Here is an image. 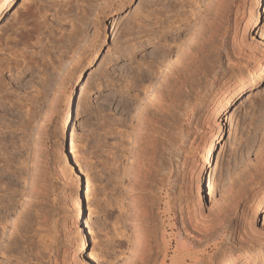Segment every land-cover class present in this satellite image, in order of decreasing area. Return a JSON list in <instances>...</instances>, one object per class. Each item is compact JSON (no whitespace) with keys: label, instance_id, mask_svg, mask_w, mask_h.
Here are the masks:
<instances>
[{"label":"rangeland","instance_id":"1","mask_svg":"<svg viewBox=\"0 0 264 264\" xmlns=\"http://www.w3.org/2000/svg\"><path fill=\"white\" fill-rule=\"evenodd\" d=\"M48 1L13 0L0 16V138L3 140L0 139V143L2 142L0 145L3 144L1 147L9 149L7 151L3 148L0 149V154L6 151L5 154H7H4V157L11 156L13 154L10 152L12 147L14 146L15 149L19 147L16 150V153L19 154L13 155L14 159L16 156L15 168L17 169L13 166L11 169L15 170L11 172L9 168L10 172L7 171L3 177L6 179V183L8 179L11 186L15 185L16 190L19 188L26 192L27 183L33 176V172L39 173L41 170V175L44 172L43 176L45 175L44 177L47 178L45 184L49 185L47 188L50 191L44 194L46 195L43 196L45 200H41L39 204L37 202L34 207V210L40 211L41 209L42 213L48 214L45 221L42 220L32 225L33 229H37L41 224L37 229L38 235L35 237L38 240L37 243L30 246L29 242L22 238H20L21 241L18 238L7 240L9 238L7 231L10 226L7 227V223L2 226L4 229H6L5 226L8 229L5 230V236L2 232V238L0 237V244H3V247L0 246V250L2 249L0 251V261L2 262L0 263L87 264L94 261L95 264H123L130 243L127 242L126 247H122L121 240H126L122 235L124 233V235L131 234L128 227L129 222L126 220L129 213V202L125 200L124 196V187L128 183L125 172L128 173V168L132 165L130 162L134 158L132 154L135 153V150L131 154L130 152L134 147L132 142L134 133L132 132L137 124L136 117L139 110L147 105L161 124H159L160 128L158 127V138L160 136L159 140L166 148L160 146L158 149L156 172L149 176L150 187L147 188L144 195L149 201L148 205L151 206V214L153 213L151 222L153 221L160 227L165 224L169 233L181 232L180 235L177 234L178 237L174 244L181 238V240L189 241L190 247L192 243V248L188 246L189 249L180 250L179 262L187 259V263L190 264H264V199L260 200L261 196H259L264 185L262 183L252 185L253 179L250 181L253 173L255 177L258 171L253 160L264 138V74L259 78L257 84L244 93L237 94L233 98L234 100L222 110V106L227 101L226 97L234 86V75L242 69L264 61V0H234L229 13L227 10L228 14L226 13L225 16L226 24H228L226 28L228 27L227 31L229 30L227 44L230 45L232 42L234 33L237 36H244L247 44L250 48L252 47L249 48L251 53L249 50L247 54L249 57L246 56L239 65L232 68L231 74H219L218 78L213 81L200 80L198 87L191 89L189 94L183 95L179 100L181 103L178 102L177 107L170 104L161 108H159L160 105L155 100L152 90L159 84L161 75L164 74L162 71L167 69L165 65H170V62H174L176 59L172 61L171 56L167 59L163 55L162 61L158 57L161 58V54L169 49L168 44L176 47L174 48L175 52L171 54L172 57L174 58L175 54L176 57L178 56L179 48L188 42L194 26L198 23L196 19L199 21V16L202 14L200 11L203 12L206 0H179L180 2L176 0L177 3H183L182 5H176L175 0H54L53 6L48 5L45 10L41 9L37 12L36 15L40 18H35L34 14L23 16V11L28 5L39 6ZM171 2L174 4H170ZM49 6L51 7L49 8ZM257 9L260 13L259 19L255 25H252L250 23L254 21V13H257ZM37 20L41 22L39 24L41 26L37 28L39 32L35 29ZM234 20L237 24L233 23ZM11 25H14L13 29L10 27ZM31 28L34 32L29 34L28 31ZM16 31L27 32H24L26 37H22L25 42L21 40V44H16V46L15 43L10 42L5 47L4 38L9 34L13 37L17 33ZM178 37H181L182 40H179ZM173 38L178 40L176 45L174 44L176 40L173 41ZM167 42L169 43L167 44ZM72 44L77 45H73L76 50ZM178 44L180 47H177ZM70 50H73V55ZM95 51L98 53L92 60ZM252 52H254L253 55ZM152 61L155 62L152 63L155 64V67L151 64ZM140 63L143 67L139 66ZM161 63L164 69L166 68L165 70ZM157 64L160 65L158 69L156 68ZM151 65L152 68H150ZM142 68L143 70H141ZM142 72L143 74H141ZM150 75H153L152 78ZM146 83L150 87L152 85L153 89L142 90L141 88L144 89V86L148 87ZM147 91L151 93L146 94ZM136 93H140L139 96H136L138 95ZM71 96L73 98L72 120L69 122L68 128H65L63 116ZM43 112L45 115L47 114V119ZM32 114L33 116L39 115L36 119L35 117L32 119ZM41 123L45 129H43L44 127L40 128ZM27 126L28 128H26ZM70 129L77 145L75 155L69 148ZM219 129L221 136L216 140L213 155L210 162H205L204 146ZM36 130L38 134L41 133L40 137L37 136ZM27 132L34 136L26 135ZM43 133H45L44 137ZM11 136L13 137L11 138ZM14 136L15 138L17 136L18 140L23 136H26L27 139L20 141L24 140L23 138L18 142L14 140ZM35 136L39 137L41 141H38L37 138L33 139ZM11 139L14 141L12 140V142ZM32 140L38 144L35 143L36 146L31 144ZM170 141L172 142L170 143ZM14 142L20 145L17 146ZM9 146H12L11 149ZM34 146L38 148L33 151ZM41 146H44L43 150ZM130 148L131 151H129ZM166 149L167 151H165ZM30 151L33 152L32 154H36L33 161L37 158L38 153L40 154L38 158H42V161L38 163L39 165L31 160L33 155L30 154ZM42 152L45 153H43L44 156ZM114 153L118 162L112 158ZM41 155L42 157H40ZM17 156L24 163L20 167V170L22 168V180L18 178L20 177L18 166L22 164L19 163L20 160ZM16 160H18V165H16ZM28 160L31 161L28 162ZM163 161L164 163H162ZM32 163L33 166L39 167H34L35 170ZM167 164L170 167L166 166ZM128 165L130 166L127 167ZM210 175L212 190L208 188ZM23 176L25 179L29 178V181L24 180ZM88 177L92 184L89 197L85 196V183ZM4 178L2 179L1 176L2 180ZM159 178L163 180L160 181ZM5 181L2 183L4 184ZM25 182L26 186H24ZM250 182L248 187L247 183ZM228 184H232L231 187L234 184L238 186L234 185L233 187L238 189V191L235 189L237 191H234L235 193L242 192L241 197L236 195L238 196L237 206L235 205L234 209L235 203L232 202L235 200L232 201V197L235 194L233 192L232 197L230 193L227 194L225 188ZM2 186L6 187V185ZM241 187H244V192ZM23 194L25 193L23 192ZM78 194L82 197L81 216H79L78 206L75 204ZM236 196L234 197L236 198ZM18 198L24 202L23 196H18ZM20 201L14 205L15 210L13 208L10 214L6 212L8 208L6 202H2V205L0 204L1 213L8 214L12 218L20 215L21 212L18 213L20 210L24 212L23 203L21 206ZM200 201L203 204L201 209L196 206ZM224 204H228V210H225L227 207ZM216 209H219L218 214H224L220 213L222 211L230 212L231 210L232 212L225 213V216L223 215L225 218L221 215V218L217 215ZM198 211L204 216L214 214L221 220L225 219L223 225L227 224L228 226L225 227V225L223 226L225 229H221L222 238L216 239L217 241L206 238L208 236L207 228H205L207 221L204 219L202 221L199 218V216L202 218L204 216L200 215ZM188 212L193 214L192 216L190 214L192 218ZM14 213L15 215H13ZM1 215L3 216V214ZM187 215L191 219H188ZM9 216L8 220L11 219ZM183 216L186 219H183L185 218ZM193 216L198 217L199 220ZM226 216L230 220L226 219ZM204 218L206 219V217ZM190 220H192V224H195L191 225ZM196 221H202L205 224L197 222V226H199L197 227ZM45 222L48 224L46 225ZM50 222L53 225H49ZM201 225L204 226L205 233L202 231L204 229L202 227L199 231ZM252 225L260 231V235L262 233L263 238L259 236V239L258 234L255 235L256 238L248 234H244V238H237L240 236L241 229L247 231ZM159 226L156 227L161 229ZM51 227L53 229L55 227L53 235V232L50 231ZM193 227L197 228L194 230ZM82 234L88 241L84 250L81 249ZM232 234L234 235L232 236ZM231 236L234 237L233 240H236L231 241ZM194 238L195 240H193ZM4 239H6V244ZM191 239L192 242H190ZM161 245L160 247H164L163 244ZM22 253H25L23 257ZM36 254L41 257H37Z\"/></svg>","mask_w":264,"mask_h":264},{"label":"bare ground","instance_id":"2","mask_svg":"<svg viewBox=\"0 0 264 264\" xmlns=\"http://www.w3.org/2000/svg\"><path fill=\"white\" fill-rule=\"evenodd\" d=\"M13 0H0V16L4 13V11L11 5V2H12ZM43 1H45V0H43ZM51 1H52V3H51ZM162 1V0H161ZM168 1V0H167ZM170 1H172V0H170ZM176 1V0H175ZM174 1V2H175ZM178 2H180L179 0H177ZM177 1H176V5L177 4H181V3H177ZM205 1V0H204ZM234 0H206V4L203 6L204 7V10H203V12L202 11H200L202 14H200L201 16H199L200 17V19H199V21L196 19V21L198 22L194 27V30H193V32L191 33V36H190V38H189V36H188V38H189V40H188V42L187 43H185L184 45H183V47L182 48H179L180 50L178 51V56L176 57V54H175V57L173 58L172 57V55L171 54H173V52H175V50H174V48H176V47H172V45H170V44H168L169 42H167V44L169 45L168 47H169V49L168 50H165V52H163L164 54H161L162 55V57L160 58V57H158L159 59H162V61H163V59L164 58H167L168 59V57L169 56H171L170 57V59H172V61L173 60H175L174 62H170V65L168 64V65H165L166 66V70L164 69V66L162 65V63H161V66H162V68L165 70V71H162V72H164V74L162 73V75H161V79H160V82H158L159 84L157 85V86H155V87H153L154 88V90H152L153 88H152V85H151V87L146 83V85L148 86L147 88H146V86H144L145 88L143 89V88H141L142 90H144V91H146L145 89H151L153 92H152V94L154 95V97H155V100H157V102H158V104L160 105L159 106V108H161V107H166V106H168V105H172L173 107H177V104H178V102H179V100H181V98L183 97V95L184 94H189V91L191 90V89H193V88H196V87H198V82L200 83V80H203V81H213V80H216L217 78H218V75L219 74H223V75H227V74H231V69L232 68H234L235 66H237V65H239L241 62H242V60L243 59H245V57L247 56V57H249L247 54L249 53L248 51L252 48H250V46L247 44V42L245 41V37L243 36H237L236 35V33H232L233 35H232V42L230 43V45L229 44H227V40L229 39V36H228V31H227V29H228V27L226 28V26L228 25V24H226V13H227V10H228V13H229V9H230V6H231V4H232V2H233ZM60 2V1H59ZM182 2V1H181ZM238 2H240V1H238ZM49 3H51V4H49ZM56 3V2H55ZM58 3V2H57ZM169 3V2H168ZM47 4V5H46ZM62 4V3H61ZM167 4V3H166ZM170 4H174V3H170ZM183 4V3H182ZM181 4V5H182ZM48 5H54V0H49L47 3H45V4H40L39 6L37 5L36 6V4L35 5H33V4H31V5H28L27 6V8L23 11V16L25 15H33V16H35V18H40V17H38L36 14H37V12L39 11V10H41V9H44L45 10V8L46 7H48ZM36 6V7H35ZM167 6H169V5H167ZM238 6V5H237ZM51 6H49V8H50ZM66 7V6H65ZM68 8V7H67ZM239 8V7H238ZM238 8H237V10H238ZM66 9V8H65ZM235 9H236V7H235ZM234 9V10H235ZM231 11V10H230ZM227 13V14H228ZM255 14V19H254V21L252 22V23H250V24H252V25H255L256 23H257V20L259 19V15H260V13H259V10L257 9V13H254ZM22 15V14H21ZM234 17V16H233ZM34 18V17H33ZM232 19V18H231ZM229 20V19H228ZM230 21V20H229ZM235 22V20L233 21V23ZM35 23H37L36 25H37V27L35 28L37 31H38V27H40L39 26V24L41 23V22H39V20H37V22H35ZM236 23V22H235ZM226 24V25H225ZM231 24V23H230ZM237 24V23H236ZM188 25V24H187ZM14 25H11L10 27H12V29L14 28L13 27ZM164 27V26H163ZM231 27V26H230ZM245 27V26H244ZM19 28V27H18ZM16 29V28H15ZM164 29V28H163ZM234 29H235V27H234ZM236 29H237V26H236ZM27 30V29H26ZM33 29L31 28V30L30 31H28L29 32V34L32 32H34V30L32 31ZM35 30V31H36ZM191 30V29H190ZM189 30V31H190ZM234 31V30H233ZM17 32V31H16ZM25 32V31H24ZM17 32V33H15L14 34V36L12 37L10 34L9 35H7V37H5L4 38V46L5 47H7L8 46V44L10 43V42H12V43H15V46H16V44H21V40H23L24 42H25V40L23 39L24 38V36L26 35L25 33H27V32ZM39 32V31H38ZM231 32V31H230ZM189 33V32H188ZM242 33V32H241ZM180 35H181V33H180ZM188 35V34H187ZM178 36V35H177ZM23 37V38H22ZM26 37V36H25ZM22 38V39H21ZM181 38V37H180ZM179 37H178V39L179 40H182V38L180 39ZM26 39V38H25ZM174 39V38H173ZM176 39H174L173 41H175ZM177 41L178 40H176V42L174 43L175 45H176V43H177ZM27 42V41H26ZM180 42V41H179ZM178 42V43H179ZM186 42V41H185ZM249 42V41H248ZM171 43V42H170ZM172 43V44H173ZM181 43V42H180ZM179 43V44H180ZM184 43V42H183ZM24 44V43H23ZM78 44V43H77ZM178 44V45H179ZM250 44V43H249ZM73 45H75V44H72V47H74V49L76 48L75 46H77V45H75V46H73ZM181 45H182V43H181ZM251 45V44H250ZM26 46V45H25ZM254 46V45H253ZM71 47V48H72ZM177 47H180V45L179 46H177ZM255 47V46H254ZM165 48H166V46H165ZM250 48V49H249ZM256 48V47H255ZM254 48V49H255ZM264 48V47H263ZM73 49V48H72ZM167 49V48H166ZM76 50V49H75ZM13 51V50H12ZM11 51V52H12ZM15 51V50H14ZM70 51H72V55H73V50H70ZM253 51V50H252ZM97 53H98V51H95V53H94V57H93V59L92 60H94L95 59V57H96V55H97ZM250 53H251V50H250ZM253 53L254 52H252V55H253ZM163 55H164V58H163ZM158 60V59H157ZM157 60H155L156 62H157ZM247 60H248V58H247ZM14 61V60H13ZM162 61H160V62H162ZM167 61V60H166ZM166 61H164L165 62V64H166ZM170 61V60H169ZM154 61H152L151 62V64L153 63ZM245 62V61H244ZM155 63V62H154ZM158 63V62H157ZM143 64V63H142ZM145 64V63H144ZM143 64V65H144ZM150 64V63H149ZM160 64V63H159ZM243 64V63H242ZM145 65H147V64H145ZM152 65H154V67H155V64H152ZM152 65H151V67L150 68H152ZM61 66V65H60ZM59 66V67H60ZM140 67H143V66H141V63H140V65H139ZM148 66V65H147ZM160 66V65H159ZM158 64H157V66H156V68L158 69ZM149 67V66H148ZM155 68V69H156ZM161 68V69H162ZM157 69H156V71H157ZM160 69V68H159ZM162 69V70H163ZM141 70H143V68L141 69ZM152 71H155L154 69H152ZM141 72V71H140ZM159 72V71H158ZM155 73V72H154ZM157 73V72H156ZM141 74H143V72L141 73ZM159 74V73H158ZM264 74V61H260V62H258V64H256V65H253L252 67H248V68H246V69H242L238 74H236V75H234L235 76V83H234V86H233V88H232V90L230 91V93H229V95H228V97H226V99H227V101L224 103V105L222 106V110H224L230 103H231V101H233L234 99V97L237 95V94H241V93H244L246 90H248L250 87H252V86H254L255 84H257L258 83V80H259V78L260 77H262V75ZM155 75H157V74H155ZM151 76V75H150ZM149 76V77H150ZM153 76V75H152ZM152 76H151V78H152ZM151 78H149V79H151ZM142 79H143V77H142ZM148 79V80H149ZM223 79V78H222ZM59 80H61V79H59ZM144 80H145V78H144ZM144 80H142V82L144 81ZM152 80V79H151ZM150 81V80H149ZM46 82V81H45ZM60 82V81H59ZM62 82V81H61ZM141 82V83H142ZM145 82V81H144ZM147 82V81H146ZM151 82V81H150ZM230 83V82H229ZM142 84H144V83H142ZM141 84V85H142ZM200 85V84H199ZM143 86V85H142ZM150 87V88H149ZM54 91V90H53ZM229 92V91H228ZM149 93V91H147V93L146 94H148ZM151 93V92H150ZM149 93V94H150ZM136 94H138V93H136ZM140 94V93H139ZM139 94L138 95H136V96H139ZM221 94V93H220ZM136 98V97H135ZM140 98V97H139ZM53 102H54V100H53ZM160 102V103H159ZM186 102V101H185ZM179 103H181V102H179ZM187 104V103H186ZM72 105H73V98H72V96L69 98V101H68V103H67V107L65 108V112H64V116H63V125H64V127L65 128H68V126H69V122L72 120ZM145 105V104H144ZM179 105V104H178ZM189 105V104H188ZM184 106H185V104H184ZM30 109V108H29ZM28 109V110H29ZM49 109V108H48ZM47 109V110H48ZM190 109V108H189ZM45 111V110H44ZM31 112V111H30ZM41 112V111H40ZM185 112V111H184ZM36 114V113H35ZM43 114L45 115V113L43 112ZM42 114V115H43ZM39 115V114H38ZM38 115H36V116H33V114H32V116H31V118L33 119L34 117H35V119L37 118V116ZM43 115V116H44ZM47 115V114H46ZM46 115H45V117H46ZM29 116V115H28ZM41 117V116H40ZM48 117V116H47ZM47 117H46V119H47ZM31 118H29L30 119V121H32V119ZM28 119V118H27ZM41 119V118H40ZM136 120H137V124H136V126H135V128L134 127H132V128H134V132H132V133H134V137H133V140L134 141H132L133 143H134V147H133V151L132 152H130V154L131 153H133L134 152V150H135V153H133L132 154V156L134 157V158H132V160H131V166L130 165H128L127 167H129L130 166V168H128L129 170H128V173H127V171L125 172L126 174H127V184L125 185V187H124V196H125V200H128V215L126 216L127 217V219L126 220H128V224H129V226H128V224H127V226L130 228V230H131V234H129V235H124L123 233V237L124 238H126V240H121V244L120 245H122V247H126V245H127V242H128V244L130 243V248H128L129 250L126 252V257H124V261H123V264H190V263H187V259H185V261H183V262H179V254L181 253V251H184V249H189V247H190V244H188V242L187 241H184V240H179V241H177V243L176 244H174L175 243V241H176V239H177V237H178V235L177 234H179L180 235V233L179 232H171V233H169L168 231H167V228H166V225L164 224V226H162V227H160L159 225H156L153 221L151 222V216L153 215V213L151 214V210H150V208H151V206L150 205H148V202L149 201H147L146 200V197H145V192L147 191V188H149L150 187V185H149V176H151V174L152 173H154V172H156L155 171V164H156V162H157V154H158V149H159V147L161 146H163V147H165L166 148V146H164V144H163V142L161 141V140H159V138H160V136H159V138H158V131H159V124H160V122H158L159 120L157 119V117L154 115V112L153 111H151L150 109H149V107L146 105V106H144L142 109H140L139 110V112H138V116L136 117ZM34 122H35V120H33ZM43 121V120H42ZM45 121V120H44ZM43 121V122H44ZM47 121V120H46ZM41 122V121H40ZM29 123H31V122H29ZM28 123V125H31V124H29ZM27 124V123H26ZM33 125V124H32ZM41 125L42 126H40V128L42 127H44L43 126V123H41ZM44 125H46V123H44ZM161 125V124H160ZM132 126V125H131ZM188 126V125H187ZM36 127V126H35ZM159 127V128H158ZM26 128H28V126L26 127ZM39 129V128H38ZM43 129H45V127L43 128ZM26 130V129H25ZM40 130V129H39ZM38 130V131H39ZM179 130V129H178ZM15 131H16V129H15ZM28 132H29V129L27 130ZM44 131V130H43ZM43 131H41V132H43ZM70 131H71V129H70ZM132 131V130H131ZM152 131H155V132H152ZM3 132V131H2ZM17 132V131H16ZM27 132V133H28ZM31 132V131H30ZM45 132V131H44ZM15 133V132H14ZM36 133H37V130H36ZM73 132L71 131V133L69 134V148H70V150H71V153H73V155H75L76 154V141H75V138H74V135L72 134ZM17 134V133H16ZM16 134H13V135H16ZM41 134V133H40ZM40 134H38L37 133V136H39ZM45 133H43L42 134V136L44 135ZM178 134V133H177ZM26 135H31L32 136V134H26ZM132 135V134H131ZM34 136V135H33ZM32 136V137H33ZM177 136V135H176ZM220 136H221V132H220V129L217 131V133H216V135L214 136V137H212V139L211 140H209V142L208 143H206L205 144V146H204V161L205 162H210V159H211V157H212V155H213V152H214V150H215V146H216V140H218L219 138H220ZM1 137V136H0ZM13 136H11V138H12ZM40 137V136H39ZM39 137L37 138L36 136L33 138V139H38V141H41V139H39ZM44 137V136H43ZM14 138H15V136H14ZM16 138H17V136H16ZM14 139V140H17L18 142H19V140L20 139H23L24 138V140H20V141H25V138H26V136H23L22 138L20 137L19 138V140L18 139ZM28 138L30 139V137L28 136ZM1 139V138H0ZM27 139V138H26ZM28 139V140H29ZM2 140V139H1ZM13 139H11V141H12ZM13 140V141H14ZM44 140V139H43ZM3 141V140H2ZM12 141V142H13ZM16 141V142H17ZM33 141V140H32ZM173 141V140H172ZM172 141H170V143L172 142ZM192 141V140H191ZM12 142H11V144H12ZM16 142H14L15 144H16ZM28 142V141H27ZM45 142V141H44ZM2 143V142H1ZM0 143V144H1ZM21 143V142H20ZM29 143V142H28ZM38 144L37 142H35V141H33V143H31V144H34L35 146H36V144ZM165 143V142H164ZM167 143V142H166ZM169 143V144H170ZM9 144V143H8ZM10 144V145H11ZM14 144V145H15ZM25 144V143H24ZM23 144V145H24ZM30 144V145H31ZM40 144V143H39ZM168 144V143H167ZM3 145V144H2ZM2 145H0V149H2L3 147H1ZM17 146L18 145H20V144H16ZM15 145V146H16ZM30 145H29V147H30ZM44 145V144H43ZM67 145V144H66ZM170 145H172V144H170ZM5 146V145H4ZM16 146V147H17ZM32 146V145H31ZM34 146V148H33V151L36 149V148H38V147H35ZM167 146H169V145H167ZM173 146V145H172ZM6 147V146H5ZM8 147V146H7ZM12 147V146H11ZM11 147L9 146V148L11 149ZM21 147V146H20ZM42 147V146H41ZM170 147V146H169ZM168 147V148H169ZM175 147V146H174ZM17 148H19V147H17ZM17 148L15 149L14 148V146L12 147V151H10L11 153H13V154H11V156H6V157H4V154H5V152L7 151V149H6V151H4V152H2V154H0V197H1V200H0V204L2 203V202H6V205L8 206V208H7V211L6 212H8L9 214L11 213V211H12V209L14 208V205L16 204V203H18L19 201H20V199L18 198V196H23L24 197V202H21L20 204H21V206H22V203H23V210H24V212L23 211H19L18 213H20V215H17V216H13V215H15V213L12 215L13 216V218L11 217V216H9L8 214H6V215H4V213H1V211H0V214H3V216L1 215L0 216V228H3L2 226H4L6 223H7V227H8V225L10 226V229H8L6 226H5V228L6 229H0V230H3V231H0V237L2 238V232H3V235L5 236V234H6V232H5V230H7L8 229V231L7 232H9V234H8V237L9 238H7V240L8 239H16V238H18L20 241H21V239L20 238H22V240L23 239H25L26 241H28L29 242V244H30V246H31V244H33V243H37V239L35 238L36 237V235H38V233H37V229L40 227V225L41 224H39V226L37 227V229H33L32 227V225L33 224H35L36 222H41L42 220L43 221H45L46 219H47V215L48 214H44L45 212H41V209H40V211L38 210V208H37V210L38 211H36V210H34V207L36 206V204H37V202H38V204H39V202L41 201V200H45V199H43V196H46V195H44L45 193H48V192H50L49 190H48V188L47 187H49V185L47 186L46 184H45V182H46V179L47 178H45L44 176H43V173L44 172H42V175H41V173H40V171L41 170H39V173H34L33 172V176L30 178V181H29V178L27 179H25V177L23 176V178H24V180H27V181H29L27 184H28V189H27V191L25 192L24 190H20L19 188H17V190H16V188H15V185L13 184V181H11L12 182V184L14 185V187L13 186H11V183L9 184L8 182H9V180L7 179V183H6V179L3 177V174H5L7 171H8V169L9 170H11V172L13 171V170H15V169H17V168H15V159H16V156H15V159H14V156L13 155H17V153H16V150H17ZM31 148V149H32ZM43 148H44V146L42 147V150H43ZM171 148V147H170ZM4 148H3V150H5ZM14 149H15V151H14ZM163 149V148H162ZM2 150V151H3ZM9 150V149H8ZM37 150V149H36ZM40 150V149H39ZM42 150H40V151H42ZM132 149L130 148V150L129 151H131ZM169 150V149H168ZM14 151V152H13ZM20 151V150H19ZM39 151V152H40ZM165 151H167V149L165 150ZM164 151V152H165ZM35 152H38V151H35ZM70 152V151H69ZM160 152H161V150H160ZM163 152V153H164ZM9 153V152H8ZM14 153H16V154H14ZM33 153V152H32ZM31 153V151H30V154H32ZM41 153V152H40ZM43 153L44 152H42V155H43ZM75 153V154H74ZM162 153V152H161ZM7 154V153H6ZM5 154V155H6ZM19 154V153H18ZM45 154V153H44ZM110 154V156L112 155L111 154V152L109 153ZM168 154V153H167ZM33 155V156H32ZM31 156H32V158H31V160L33 161V157H34V155L36 156V154H32ZM39 153H38V156H37V158L33 161V163H40V161H42L40 158H38L39 157ZM42 155L40 156V157H42ZM160 155V154H159ZM163 155H165V156H167L166 154H163ZM162 155V156H163ZM44 156V155H43ZM21 157V156H20ZM23 157V156H22ZM160 157V156H159ZM164 157V156H163ZM163 157H162V159H163ZM17 158H18V160H20L19 159V156H17ZM25 158V157H24ZM114 160H116L117 158H116V154L114 153L113 154V157H112ZM130 158V159H131ZM45 159V158H44ZM43 159V160H44ZM111 159V158H110ZM161 159V160H162ZM166 160H168L167 158H165ZM183 159V158H182ZM18 160H16L17 161V164L16 165H18ZM24 160V159H23ZM25 160H26V158H25ZM31 160H28V162L29 161H31ZM160 160V161H161ZM166 160H165V162H166ZM117 161V160H116ZM253 161H255V165H256V167H255V165H253L255 168H257L258 169V171H259V174H258V171L257 170H255V171H257V174H256V176L254 177L253 175H254V173H253V175L250 177V181L253 179V181H252V185H254V184H263L264 185V138H263V140L261 141V144H260V148H259V151H258V153H257V155H256V157H255V159L253 160ZM27 162V161H26ZM44 162V161H43ZM118 162V161H117ZM19 163H23L21 160H20V162ZM31 164L32 166L34 165V164ZM161 163V162H160ZM162 163H164V161L162 162ZM161 163V164H162ZM24 164V163H23ZM23 164L22 165H20V166H18V169L20 170V167L21 166H23ZM42 164V163H41ZM157 164H159V163H157ZM160 164V165H161ZM166 164V163H165ZM254 164V163H253ZM39 165V164H38ZM44 165V164H43ZM116 165V164H115ZM163 165V164H162ZM14 166V168L13 169H11L12 167ZM42 166V165H41ZM40 166V167H41ZM166 166H169L168 164L166 165ZM17 167V166H16ZM38 168L39 166H33V168ZM113 167V166H112ZM162 167V166H161ZM170 167V166H169ZM25 168V167H24ZM34 168V169H35ZM42 168V167H41ZM43 168H45V167H43ZM163 168V167H162ZM31 169H32V167H31ZM34 169H32V170H34ZM18 170V171H19ZM21 170H22V168H21ZM21 170H20V173H18V175L20 176V177H18V178H20L21 180H22V172H21ZM36 170V169H35ZM127 170V169H126ZM31 171V170H30ZM42 171H44V169H42ZM158 171V170H157ZM164 171H165V168H164ZM168 171V170H167ZM177 171V170H176ZM8 172H10V171H8ZM14 173H15V171H14ZM9 175V174H8ZM32 175V174H31ZM1 176H2V179L4 178V180H2L1 179ZM13 176V175H12ZM30 176V175H29ZM6 177V176H5ZM7 177H9V176H7ZM43 177V178H42ZM11 179V178H10ZM16 180H17V178H15ZM2 180V181H1ZM19 180V179H18ZM158 180H160V178L158 179ZM163 180V179H162ZM162 180H160V181H162ZM3 181H5V183L3 184L2 182ZM18 182V181H17ZM48 183V182H47ZM85 183V182H84ZM83 183V184H84ZM158 183V182H157ZM232 183V182H231ZM123 184V183H122ZM246 184V183H245ZM250 184H251V182L248 184L247 183V186L249 185L250 186ZM2 185H6V187L4 188ZM91 180L89 179V177H88V179H86V183H85V196H87V197H89L90 196V194H91ZM232 185V184H231ZM231 185H227L226 186V192H227V194L228 193H230L231 194V197L233 196L232 195V193L235 191V192H237L238 191V189H237V185H235V186H237V187H235V189L237 190H235L233 187H234V185L231 187ZM24 186H26V182H25V185ZM124 186V185H123ZM163 186V185H162ZM243 186H245V185H243ZM248 186V187H249ZM12 187V188H11ZM17 187V186H16ZM26 187V188H27ZM120 187H122V186H120ZM120 187H119V189H120ZM258 187V186H257ZM13 188H15V189H13ZM210 190H212L213 189V186H212V177H211V175H210V181H209V187H208ZM242 189L241 190H243L244 189V187H241ZM246 188V187H245ZM254 188V187H253ZM23 193H25V194H23L22 195V193H19L20 191ZM240 189V188H239ZM247 189V188H246ZM245 189V190H246ZM249 189V188H248ZM240 190V191H241ZM251 190V189H250ZM255 190V189H254ZM225 191V190H224ZM239 191V192H240ZM18 192V193H17ZM225 192V193H226ZM234 192V196H236L237 194H238V196L239 197H241L240 195H241V193L242 192H240V194L239 193H235ZM243 192H244V190H243ZM246 192V191H245ZM77 193V192H76ZM122 193V192H121ZM225 193H224V195H225ZM247 193H248V190H247ZM19 194V195H18ZM226 194V195H227ZM2 195V196H1ZM150 195H151V193H150ZM229 195V194H228ZM245 195V194H244ZM4 196V198L2 199V197ZM149 196V195H148ZM232 197V201L233 200H235L236 201V199H237V197L238 196H236V198L235 197ZM243 196V195H242ZM255 196V195H254ZM259 196H261L260 197V200L261 199H264V186L262 187V191H261V193H260V195ZM258 196V197H259ZM87 197H85V198H87ZM230 197V198H231ZM45 198V197H44ZM228 198H229V196H228ZM234 198V199H233ZM243 198V197H242ZM81 199H82V197H81V195L80 194H78V196H77V199H76V201H75V204L78 206V214H79V216H81L82 215V210H81ZM122 199H124V198H122ZM22 200V199H21ZM230 200V199H229ZM228 200V201H229ZM243 200H244V198H243ZM23 201V200H22ZM231 201V202H232ZM232 202V203H235L234 205H233V209L237 206V201L236 202ZM156 202V201H155ZM197 202V201H196ZM194 203V202H193ZM202 202L200 201V203L198 202V204L196 205V206H198L199 207V209H201V205H203V204H201ZM223 203H224V201H223ZM225 203H227V202H225ZM153 204V203H152ZM157 204V203H156ZM191 204H192V202H191ZM2 205V204H1ZM0 205V206H1ZM225 205V204H224ZM230 205V204H229ZM236 205V206H235ZM6 206V207H7ZM123 206V205H122ZM150 206V207H149ZM153 206V205H152ZM192 206V205H191ZM221 206V205H220ZM226 207L228 206V204L227 205H225ZM225 206H222V207H224L225 208ZM235 206V207H234ZM3 207H4V205H3ZM2 207V208H3ZM16 207V206H15ZM158 207V206H157ZM174 207V206H173ZM188 207V206H187ZM186 207V208H187ZM156 208V207H155ZM159 208V207H158ZM181 208V207H180ZM184 208V207H183ZM182 208V209H183ZM193 208V207H192ZM196 208V207H195ZM238 208V207H237ZM123 209V208H122ZM157 209V208H156ZM220 210H221V207L219 208ZM219 209H216V213L218 212V210ZM229 209V207H227L225 210H228ZM13 210H15V208L13 209ZM193 210H194V208H193ZM196 210V209H195ZM223 210V209H222ZM3 211V210H2ZM5 211V210H4ZM3 211V212H4ZM180 211V210H179ZM235 211V210H234ZM239 211V210H238ZM5 212V213H6ZM15 212V211H14ZM174 212V211H173ZM182 212V211H181ZM212 212H214L215 213V211H212ZM211 212V213H212ZM228 212V211H227ZM227 212H220V213H224V214H218L217 213V215H219L220 217H221V215L223 216H225V213L227 214ZM230 212H232L231 210H230ZM230 212H228L229 214H230ZM47 213V212H46ZM156 213V212H155ZM195 213V212H194ZM198 213H200L199 211H198ZM197 212L195 213V214H198ZM234 213V212H233ZM233 213H232V215H233ZM178 214V213H177ZM190 214H191V212H190ZM190 214H189V212H188V215L190 216ZM194 214V215H195ZM203 214V213H202ZM201 213H200V215H202ZM187 215V216H188ZM193 214H191V216H192ZM217 215H214V214H209V216H208V214L206 215V216H204V215H202V216H204V217H206V219L203 217H200L199 216V218L202 220V219H204V220H206L207 222V225H205L206 227L205 228H207L206 230H205V228H204V226H200V229H199V231L202 229V228H204L202 231H206L207 232V235L209 236H206V238H208V239H210V240H216V239H218V238H222V228H223V226H225V227H227L228 225L227 224H225V225H223V222L225 221V217L223 218L224 220H221L220 218H219V216H217ZM231 215V216H232ZM235 215V214H234ZM8 216L12 219H9V220H11L9 223H8ZM181 216H182V214H181ZM188 216V219H191L190 217ZM197 216V215H196ZM228 216V215H227ZM226 216V217H227ZM230 216V217H231ZM236 216V215H235ZM49 217V216H48ZM53 217V216H52ZM52 217H50V219H52ZM174 217V216H173ZM183 217H185V216H183ZM194 217V216H193ZM229 217V218H230ZM237 217V216H236ZM240 217V216H239ZM156 218V217H155ZM195 218V217H194ZM197 218V220H199V218L198 217H196ZM195 218V219H196ZM207 218H208V220H207ZM222 218V217H221ZM164 219V218H163ZM183 219H186V217L185 218H183ZM187 219V220H188ZM194 219V220H195ZM226 219H228V217L226 218ZM238 219V218H237ZM157 220V219H156ZM193 220V221H194ZM228 220H230V219H228ZM236 220V219H235ZM181 221H183V220H181ZM203 221V220H202ZM202 221H199V222H201L200 224H205V223H203ZM227 221V220H226ZM46 222H48V221H46ZM46 222H45V224H46ZM125 222V221H124ZM190 222H191V225H194V224H192V220H190ZM197 222L198 221H196V226H197ZM198 222V223H199ZM205 222V221H204ZM228 222V221H227ZM230 222V221H229ZM254 222V221H253ZM72 223V222H71ZM123 223V222H122ZM153 223L155 224V226L153 225ZM183 223V222H182ZM226 223V222H225ZM238 223V222H237ZM45 224L44 225H42L43 227L45 226ZM48 224V223H47ZM46 224V225H47ZM125 224V223H124ZM186 224V223H185ZM251 224V223H250ZM49 225H53V224H51V222H50V224ZM173 225H174V223H173ZM173 225H172V227H173ZM183 225V224H182ZM240 226L242 225V224H239ZM249 225V224H248ZM156 226H159L161 229H158ZM185 226V225H184ZM35 227V226H34ZM47 227V226H46ZM186 227V226H185ZM197 227H199V226H197ZM197 227H195V228H197ZM202 227V228H201ZM246 227V226H245ZM36 228V227H35ZM48 228V227H47ZM46 228V229H47ZM52 228V227H51ZM178 228V227H177ZM177 228H176V230H177ZM182 228H183V226H182ZM189 228V227H188ZM194 228V227H193ZM195 228H194V230H195ZM244 228V227H243ZM41 229V228H40ZM198 229H196V230H198ZM223 229H225V228H223ZM238 229H241V228H238ZM237 229V230H238ZM246 229H247V227H246ZM119 230V229H118ZM185 230V229H184ZM229 230V229H228ZM235 230V229H234ZM49 231V230H48ZM51 233H52V235L55 233V227H54V229L52 228L51 230ZM189 231V230H188ZM199 231H197L198 233H200ZM202 231H201V233H202ZM205 231H204V233H205ZM226 231V230H225ZM192 232H193V230H192ZM5 233V234H4ZM40 233V232H39ZM50 233V232H49ZM50 233V234H51ZM232 233V232H231ZM50 234H48V235H50ZM235 234V233H234ZM234 234H232V236L234 235ZM238 234V233H237ZM244 234H248L249 236H251V237H255V235L256 234H258V237L260 236L261 238H263L261 235H262V233H261V235H260V231L259 230H257L256 228H255V226L254 225H252V226H250L249 227V229L247 230V231H244V229L242 230H240L239 231V235L240 236H237V238L239 239V237H240V239L241 238H244L245 237V235ZM83 236H82V241H81V249L82 250H84V249H86V245H87V238L85 237V235L84 234H82ZM118 235V234H117ZM184 235V234H183ZM191 235H193V234H191ZM200 235V234H199ZM188 236H189V234H188ZM228 236H230V235H228ZM230 237L231 239V241L234 239V237ZM244 236V237H243ZM257 236V235H256ZM49 237V236H48ZM51 237V236H50ZM118 237V236H117ZM122 237V238H123ZM190 237V236H189ZM188 237V238H189ZM236 237V236H235ZM257 237V238H258ZM260 237H259V239H260ZM4 238V237H3ZM123 238V239H124ZM185 238V237H184ZM196 238H197V236H196ZM202 238H204V237H202ZM229 238V237H228ZM256 238V237H255ZM39 239V238H38ZM198 239V238H197ZM207 239V240H208ZM5 240L6 239H4L3 241H4V243L6 244V242H5ZM159 240H161L160 242H161V244H163V246L164 247H160V246H162L160 243H159ZM193 240H195V238L193 239ZM199 240V239H198ZM209 240V241H210ZM236 240V239H235ZM235 240H233V241H235ZM244 240V239H243ZM242 240V241H243ZM1 241V240H0ZM3 241H2V243H3ZM12 241V240H11ZM14 241H16V240H14ZM25 241V242H26ZM49 241H50V239H49ZM117 241V240H116ZM217 241V240H216ZM13 242V241H12ZM11 242V243H12ZM17 242V241H16ZM16 242H14V243H16ZM190 242H192V239L190 240ZM195 242V241H194ZM206 242V241H205ZM210 242H213V241H210ZM13 243V244H14ZM22 244H23V242H21ZM201 243V242H200ZM8 244V243H7ZM25 244H27V243H25ZM194 244V243H193ZM2 245V247H3V244H0V246ZM123 245H125V246H123ZM215 245L217 246V242L215 243ZM9 246V245H8ZM189 246V247H188ZM4 247H5V245H4ZM7 247V246H6ZM16 247V246H15ZM15 247H14V249H15ZM28 248V247H27ZM119 248V247H118ZM190 248H192V243H191V247ZM6 249V248H5ZM21 249V248H20ZM36 249V248H35ZM2 250V249H1ZM0 250V251H1ZM7 250H9V249H7ZM16 250V249H15ZM121 250H122V248H121ZM179 250V251H178ZM181 250V251H180ZM191 250V249H190ZM4 251V250H3ZM10 251V250H9ZM23 251V250H22ZM27 251V250H26ZM37 251H38V249H37ZM186 251V250H185ZM188 251V250H187ZM5 252V251H4ZM17 252V251H16ZM24 252V251H23ZM117 252V251H116ZM6 253V252H5ZM32 253V252H31ZM124 253V252H123ZM9 254V253H8ZM19 254V253H18ZM25 254V253H24ZM23 253H22V257H23V255H24ZM27 254V253H26ZM30 254V253H29ZM39 254V253H38ZM38 254H36V256L37 257H41V256H38ZM196 254V253H195ZM34 255V254H33ZM18 256V255H17ZM20 257V256H19ZM21 257V258H22ZM31 257V256H30ZM21 258H19V259H21ZM34 258H36V257H34ZM93 258V257H92ZM117 258H119L118 256H117ZM190 258V257H189ZM27 259V258H26ZM194 259V258H193ZM56 261V260H55ZM121 261V260H120ZM194 261H196V260H194ZM0 262H2V261H0ZM88 262V261H87ZM197 262V261H196ZM114 263V262H113ZM1 264V263H0ZM4 264V263H3ZM59 264V263H58ZM87 264H95L94 263V261L93 262H88ZM197 264V263H196Z\"/></svg>","mask_w":264,"mask_h":264}]
</instances>
